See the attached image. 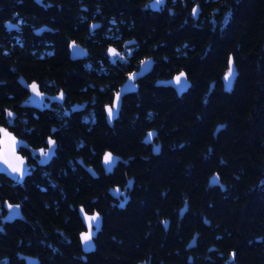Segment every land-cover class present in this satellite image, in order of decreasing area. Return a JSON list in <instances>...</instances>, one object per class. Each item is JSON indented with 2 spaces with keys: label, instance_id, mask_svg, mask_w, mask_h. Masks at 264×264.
<instances>
[{
  "label": "trees",
  "instance_id": "obj_1",
  "mask_svg": "<svg viewBox=\"0 0 264 264\" xmlns=\"http://www.w3.org/2000/svg\"><path fill=\"white\" fill-rule=\"evenodd\" d=\"M145 2L107 0V5L118 8L113 14L119 42L136 41L119 64L120 79L143 57L153 60L150 80L143 82L146 93L136 96L149 117L136 125V133L155 130L162 151L135 170L134 199L111 210L106 189L125 184L131 175V124L78 125L70 137L73 151L109 150L121 160L117 178L85 195L86 205L100 199L107 232L82 261L53 232L68 210L60 200L64 195L51 203L53 191L40 189L31 216L44 228L37 234L39 264H182L180 254L154 249L145 240L147 221L172 218L180 210L198 216L201 239L207 240L208 231L200 224L211 221L216 245L233 263L264 264V0H168L162 13L145 9ZM108 38L102 35V50ZM230 71L235 80L225 89L222 77ZM158 81L172 85L157 86ZM122 111L125 117L129 113ZM214 173L222 188L209 185ZM31 239L28 233L26 240Z\"/></svg>",
  "mask_w": 264,
  "mask_h": 264
},
{
  "label": "flooded vegetation",
  "instance_id": "obj_2",
  "mask_svg": "<svg viewBox=\"0 0 264 264\" xmlns=\"http://www.w3.org/2000/svg\"><path fill=\"white\" fill-rule=\"evenodd\" d=\"M151 1L146 0L145 9L159 13L167 9L168 0L158 10L151 8ZM117 10L107 0H0V140L9 148V158L4 157L0 168V264H27L24 256L39 264L37 234L44 228L31 216L37 210L40 189L53 191L51 203L64 195L60 200L68 210L53 232L66 241L67 250L72 247L87 261L102 245L107 231L100 199L86 205L85 195L88 188H101L103 180L117 178L116 164L121 160L109 150L99 154L95 148L85 151L80 146L82 150L73 151L70 137L78 125L99 129L131 124L127 162L131 175L123 185H108L111 210L124 208L134 199L135 170L162 151L155 130H146L141 137L136 133L149 117L136 96L148 88L143 82L150 80L153 60L143 57L120 79L119 64L129 58L136 41L120 43L115 37L113 13ZM104 33L109 34L110 43L102 50ZM71 43L76 46L72 56ZM144 62L149 72L135 80L134 90L123 96L115 114L111 108L119 86ZM123 108L129 111L126 117ZM114 187L124 194H109ZM80 208L93 216L89 226L80 217ZM181 211L172 218L146 222L145 240L152 248L180 254L182 264H235L230 253L223 254L216 245L211 221L200 224L208 231L204 240L197 229L198 216ZM98 221L100 227L91 235L94 250L85 252L80 236L96 230Z\"/></svg>",
  "mask_w": 264,
  "mask_h": 264
},
{
  "label": "water",
  "instance_id": "obj_3",
  "mask_svg": "<svg viewBox=\"0 0 264 264\" xmlns=\"http://www.w3.org/2000/svg\"><path fill=\"white\" fill-rule=\"evenodd\" d=\"M164 0H152L150 2L151 8L153 10H158V6L161 2H163ZM193 16L195 18L198 17L197 14V10H193ZM70 52H71V56L74 54V49L76 48L75 44L71 43L70 44ZM147 62L142 63V65L139 67V69L137 71H135L134 73L130 74L127 79L119 86L116 94L114 95L113 98V103H112V108L111 110L116 114L120 108L121 105V100L123 98V96H125L126 94L130 93L131 91L134 90L135 86H134V82L136 79L142 77L143 75H145L147 72H149L150 67H146ZM223 83H224V87L225 89H228L235 80V72L234 71H230L229 73H226L223 77H222ZM155 85L157 86H170L172 85L171 82H167V81H158L155 83ZM4 136V134H3ZM5 138V137H4ZM13 152V150H12ZM9 158V148L6 147L5 141L4 140H0V168H2L3 166V160L5 158ZM106 161V160H105ZM104 161V162H105ZM88 171H90L88 169ZM209 185L211 186H219L222 188L219 177L216 173L212 174L209 177ZM128 186V185H127ZM126 189V186H125ZM109 194H111L112 196H118L119 194H124V191H121L120 187H114V188H110L108 190ZM119 206H122L121 204ZM182 212V211H181ZM79 214L80 217L82 218L83 222L89 226L93 216H90L88 214H86L83 210V208L79 209ZM93 222V221H92ZM97 229L91 232H87L84 234H81L80 236V240L83 246V250L85 252H90L92 250H94V245L91 239V235H95V233L97 232V230L99 229L100 225H99V221L97 223ZM85 237H88V239H85ZM26 263L27 264H37V260L35 258H31L29 256H24Z\"/></svg>",
  "mask_w": 264,
  "mask_h": 264
},
{
  "label": "snow or ice",
  "instance_id": "obj_4",
  "mask_svg": "<svg viewBox=\"0 0 264 264\" xmlns=\"http://www.w3.org/2000/svg\"><path fill=\"white\" fill-rule=\"evenodd\" d=\"M94 219V218H93ZM85 239H88V237H85Z\"/></svg>",
  "mask_w": 264,
  "mask_h": 264
}]
</instances>
